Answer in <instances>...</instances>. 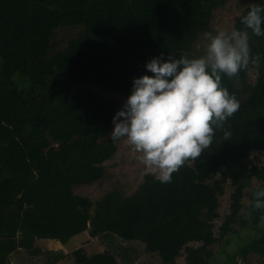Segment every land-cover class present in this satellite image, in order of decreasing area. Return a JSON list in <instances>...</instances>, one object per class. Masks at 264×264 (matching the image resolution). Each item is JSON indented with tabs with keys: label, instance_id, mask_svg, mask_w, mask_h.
Listing matches in <instances>:
<instances>
[{
	"label": "trees",
	"instance_id": "1",
	"mask_svg": "<svg viewBox=\"0 0 264 264\" xmlns=\"http://www.w3.org/2000/svg\"><path fill=\"white\" fill-rule=\"evenodd\" d=\"M229 1L0 0V264L19 251L35 254L38 240L68 244L85 232L141 243L163 264H212L214 246L245 233L248 243L228 264L251 255L264 264V212L253 207L254 192L264 189V37L250 30L260 64L250 61L231 79L222 74L240 108L199 158L168 183L147 173L129 196L112 190L93 201L75 193L105 178L122 140L110 138L118 101L91 87L128 98L135 79L153 75L146 68L153 58H198V43ZM247 11L234 30H244ZM68 28L81 31L64 42L58 32ZM229 185L230 211L216 233ZM71 256L77 264L135 263L109 249Z\"/></svg>",
	"mask_w": 264,
	"mask_h": 264
},
{
	"label": "clouds",
	"instance_id": "2",
	"mask_svg": "<svg viewBox=\"0 0 264 264\" xmlns=\"http://www.w3.org/2000/svg\"><path fill=\"white\" fill-rule=\"evenodd\" d=\"M244 30L206 33L209 44L198 58L183 56L167 62L153 58L144 75L133 82L132 94L113 118V142L124 139L148 173L162 183L171 182L188 160H196L213 141L215 129H224L239 110L234 94L222 86V74L237 77L249 62L259 66L261 56L252 55L249 30L264 37V5L250 3L241 19ZM231 132L224 131L228 140ZM253 207L264 212V189L254 192ZM264 222V215L260 217Z\"/></svg>",
	"mask_w": 264,
	"mask_h": 264
},
{
	"label": "rangeland",
	"instance_id": "3",
	"mask_svg": "<svg viewBox=\"0 0 264 264\" xmlns=\"http://www.w3.org/2000/svg\"><path fill=\"white\" fill-rule=\"evenodd\" d=\"M263 0H230L223 8L215 13L212 32L214 35L219 31L231 32L234 30L236 20L248 9L250 3H260ZM81 31L80 28H68L60 30L58 36L64 42H67L71 37H75ZM209 41L204 37L197 45L196 53L202 56L206 53ZM249 79L251 82L256 80V72L250 71ZM83 86L79 85L74 88V94L78 93ZM97 93L107 97L114 98L119 103V110H122L128 98L118 94H113L109 91L91 87ZM258 157V154H254ZM264 162V157H262ZM145 171L144 165L137 159V154L132 151L130 146L124 139L121 140L119 150L116 156L106 164V176L100 182L75 189L77 195L85 196L93 201L99 200L104 194L112 190H120L124 195H132L139 185L142 183ZM157 176L156 173H151ZM260 183L253 182V188L259 187ZM232 187L229 185L223 196L220 197V214L221 218L215 222V231L218 232V227L223 222V217L230 211ZM251 192V190H248ZM244 204L248 205L249 200L245 198ZM231 244H220L214 246L215 258L212 264H228L231 257L234 255L237 247L247 244L245 233L241 237L230 238ZM36 244L37 252L30 254L26 251H19L12 256V264H53L54 256H65V258L56 262V264H77L71 254L79 248H84L87 255L112 250L122 261L124 257H131L134 264H163L157 254L150 255L146 253L145 247L141 243L124 242L117 237L93 238L89 232L74 237L68 244H61L55 240H38ZM111 247V248H110ZM239 264H261V259L258 256L251 255L247 262H243L240 256H237ZM179 264H185V259L180 258Z\"/></svg>",
	"mask_w": 264,
	"mask_h": 264
},
{
	"label": "crops",
	"instance_id": "4",
	"mask_svg": "<svg viewBox=\"0 0 264 264\" xmlns=\"http://www.w3.org/2000/svg\"><path fill=\"white\" fill-rule=\"evenodd\" d=\"M13 264H16L15 262Z\"/></svg>",
	"mask_w": 264,
	"mask_h": 264
}]
</instances>
